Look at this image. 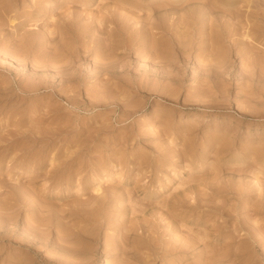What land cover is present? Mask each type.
I'll list each match as a JSON object with an SVG mask.
<instances>
[{
	"label": "rangeland",
	"instance_id": "374dc122",
	"mask_svg": "<svg viewBox=\"0 0 264 264\" xmlns=\"http://www.w3.org/2000/svg\"><path fill=\"white\" fill-rule=\"evenodd\" d=\"M0 264H264V0H0Z\"/></svg>",
	"mask_w": 264,
	"mask_h": 264
},
{
	"label": "bare ground",
	"instance_id": "6f19581e",
	"mask_svg": "<svg viewBox=\"0 0 264 264\" xmlns=\"http://www.w3.org/2000/svg\"><path fill=\"white\" fill-rule=\"evenodd\" d=\"M149 18H150V17H149ZM149 18H148V19H149ZM146 20H147V19H146ZM144 25H147V23L144 24ZM153 27L155 28L156 25L154 24ZM153 27H152V28H153ZM150 30L152 31V29H150ZM153 31H154V30H153ZM167 31H168V30H167ZM169 31H170V30H169ZM164 32H165V31H164ZM150 33H151V32H150ZM156 33H157V32H156ZM151 34H152V33H151ZM153 34H154V32H153ZM168 34H169V33H168ZM148 35H149V31H148ZM169 36H170V35H169ZM151 49H152V47H151ZM148 51H149V50H148ZM156 60H157V59H156ZM168 62H169V61H168ZM170 63H171V62H170Z\"/></svg>",
	"mask_w": 264,
	"mask_h": 264
}]
</instances>
